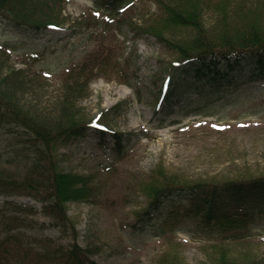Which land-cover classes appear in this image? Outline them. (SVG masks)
I'll list each match as a JSON object with an SVG mask.
<instances>
[{
  "label": "rangeland",
  "instance_id": "rangeland-1",
  "mask_svg": "<svg viewBox=\"0 0 264 264\" xmlns=\"http://www.w3.org/2000/svg\"><path fill=\"white\" fill-rule=\"evenodd\" d=\"M174 1L137 0L127 9L105 10L96 0H64L57 5L58 23L32 34L0 20V61L6 72H21L25 83L13 89L42 121L62 129L78 124V134L62 133L56 144L61 169L86 174L111 166L100 176L95 200L66 202L79 240L93 239L94 247H101L95 256L99 264H217L223 255L234 262L257 263L264 259L263 220L252 236L219 243L195 238L187 230L157 237L131 227L152 200L147 192L155 191L153 182L264 175V78L244 83L243 94L225 105L206 101V113L186 112L187 104L203 100L195 95L176 99L171 93L176 100L169 107L166 100L156 105L162 74L180 62L174 81L186 76L179 71L182 66L191 71L198 64L183 65L184 59L169 48V40L188 35L187 30H168L163 39L146 31L149 22L160 18L164 4ZM211 11L205 15L206 25L214 23ZM109 60L111 70L104 68ZM75 88L78 97L68 99L67 92ZM91 122L130 134L128 153L121 160L113 157L107 131L102 141ZM6 154L0 147V162ZM6 197L35 203L26 195L0 193V204ZM37 207V218L48 220L40 213L41 205ZM41 230L59 236L53 227ZM62 239L66 246L67 239Z\"/></svg>",
  "mask_w": 264,
  "mask_h": 264
},
{
  "label": "trees",
  "instance_id": "trees-1",
  "mask_svg": "<svg viewBox=\"0 0 264 264\" xmlns=\"http://www.w3.org/2000/svg\"><path fill=\"white\" fill-rule=\"evenodd\" d=\"M63 1L0 0V20L32 34L58 23L57 5L60 7ZM135 1L96 2L107 9H120ZM210 10L215 14L214 23L206 25L205 15ZM162 11L160 18L146 25V31L163 39L168 30H187L188 35L170 39L169 48L185 61L198 64L191 71L185 67L186 76L174 80L173 88L162 91L158 101L175 89L179 97L196 93L203 100L186 112L206 113V101L216 99L225 105L243 94L244 83L264 78V0H175L166 2ZM247 63L252 67H245ZM106 67L113 69L110 60ZM177 67L173 64L166 73L169 80ZM20 73L6 72L0 61V147L7 151L0 162V193L34 199L42 204L41 213L48 220L37 218L36 205L5 201L0 206V264H36L44 259L60 260L62 264H99L94 257L101 253V247L95 248L93 239L78 242V231L67 213L66 202L95 200L102 185L100 176L109 173L111 166L93 168L86 174L59 167L55 147L61 134H78L80 128L78 124L65 129L59 124L51 125L26 108L13 89L25 83ZM78 90L68 91V99L77 98ZM170 103L165 105L169 107ZM97 134L105 140L103 129H98ZM108 136L113 157L121 160L128 153L130 134L109 130ZM156 183L151 188L155 191L147 192L153 200L131 224L133 231L164 237L187 230L200 240L219 243L246 239L252 236L257 222L264 221V175L194 183L166 180L155 186ZM164 197L170 202H165ZM45 226L56 229L59 236L44 234L41 229ZM62 238L67 239L66 246ZM217 264H264V259L257 263L254 259L234 262L223 255Z\"/></svg>",
  "mask_w": 264,
  "mask_h": 264
}]
</instances>
